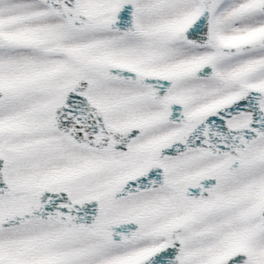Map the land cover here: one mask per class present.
<instances>
[{
  "label": "snow or ice",
  "instance_id": "6c2138e0",
  "mask_svg": "<svg viewBox=\"0 0 264 264\" xmlns=\"http://www.w3.org/2000/svg\"><path fill=\"white\" fill-rule=\"evenodd\" d=\"M0 264H264V0H0Z\"/></svg>",
  "mask_w": 264,
  "mask_h": 264
}]
</instances>
